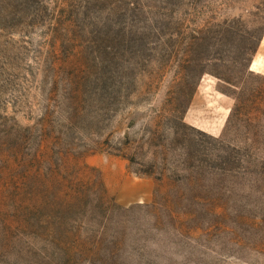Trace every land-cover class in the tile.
<instances>
[{"label": "rangeland", "instance_id": "1", "mask_svg": "<svg viewBox=\"0 0 264 264\" xmlns=\"http://www.w3.org/2000/svg\"><path fill=\"white\" fill-rule=\"evenodd\" d=\"M263 32L264 0H0V264H264Z\"/></svg>", "mask_w": 264, "mask_h": 264}, {"label": "crops", "instance_id": "2", "mask_svg": "<svg viewBox=\"0 0 264 264\" xmlns=\"http://www.w3.org/2000/svg\"><path fill=\"white\" fill-rule=\"evenodd\" d=\"M264 32L258 42L257 49L248 62V68L264 73V54L259 48L264 46ZM215 78L203 81L199 79L190 102L184 110V119L190 123L217 133L231 107L232 97L226 93L214 89Z\"/></svg>", "mask_w": 264, "mask_h": 264}]
</instances>
